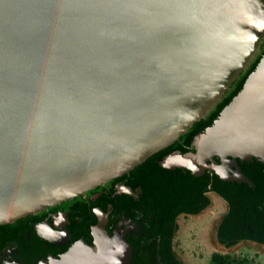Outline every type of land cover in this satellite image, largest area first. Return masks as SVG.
<instances>
[{
  "label": "water",
  "instance_id": "obj_1",
  "mask_svg": "<svg viewBox=\"0 0 264 264\" xmlns=\"http://www.w3.org/2000/svg\"><path fill=\"white\" fill-rule=\"evenodd\" d=\"M263 38L264 0H0V224L82 195L174 144ZM193 145L162 165L232 180L238 158L264 162V54ZM107 245L66 257L131 264L125 239Z\"/></svg>",
  "mask_w": 264,
  "mask_h": 264
},
{
  "label": "flooded vegetation",
  "instance_id": "obj_2",
  "mask_svg": "<svg viewBox=\"0 0 264 264\" xmlns=\"http://www.w3.org/2000/svg\"><path fill=\"white\" fill-rule=\"evenodd\" d=\"M192 146L194 147L193 142ZM215 159L220 164L222 163L220 156H216ZM238 164L239 168L230 164L229 176L234 178L232 180L223 179L211 169H206L201 175L216 174L225 182H238L242 190L249 186L253 192H257V195L262 197L264 166H260V164L264 165V162L256 158L250 160L238 158ZM239 172L244 177H241ZM114 179L90 189L82 195L49 206L36 214L20 218L13 223L0 224V264H71V260L67 259L66 255L72 248L79 247L81 249L80 247L86 246L97 249L103 243L110 246L112 241L122 238L132 246L131 264H133L136 249L143 254H153L158 250L155 241H153L156 236L152 234L155 229L152 223L157 219L153 211L156 207L155 203L153 200L145 198L142 186L133 187L132 184H129L130 181L127 177ZM212 184L207 187L208 190L204 191L206 197L211 199L210 195L213 193L227 204V210L217 224V243L225 247H231L241 242H255L264 246L263 242L248 237L240 238L237 243L231 246H227L219 239L218 232L224 216L230 211V206L219 192L211 188ZM111 197L112 201H110ZM128 197H133L138 205L130 207ZM202 203L203 201H199L197 206ZM252 204H257V208L253 209V212L251 210L250 214L254 225L247 221H244V225L247 226L249 235L264 237V198L257 199ZM207 208L197 214L179 213L175 219L176 228L173 235L171 230L173 224L165 227L164 232L167 239L170 237L169 235H172L171 250L176 252V261L181 260L185 264L175 246V239L180 229V216H197ZM146 210L149 212L147 213ZM40 224L51 229L55 236L41 235L37 230V225ZM242 233L243 230L240 228L235 235L242 236ZM157 242V248H161L160 238ZM158 260V264H163L160 256Z\"/></svg>",
  "mask_w": 264,
  "mask_h": 264
},
{
  "label": "trees",
  "instance_id": "obj_3",
  "mask_svg": "<svg viewBox=\"0 0 264 264\" xmlns=\"http://www.w3.org/2000/svg\"><path fill=\"white\" fill-rule=\"evenodd\" d=\"M261 47L262 52L252 60L248 68L243 71L232 84L231 88L204 118L189 127L174 144L150 156L128 174L114 179L118 180L127 177L130 181L129 184H132L133 187L136 185L142 186L145 191V198L153 200L156 205L153 211L157 219L152 223L155 227L152 234L156 236L153 241H155V246L158 250L153 254H143L136 249L133 264H158L159 256L162 258L163 264H183L181 260L176 261V252L171 250V237L176 228L175 219L179 213L197 214L209 207L211 199L206 197L204 191L212 183L213 186L211 188L219 192L230 206V211L224 216L223 223L218 232L219 239L227 246L234 245L243 237L256 239L264 243L263 236L249 235V230L244 225V221L254 225V220L250 217V214L253 212V209L257 208V204L254 205L252 202L264 198V190L262 197H259L257 192H253V189L249 186L247 188L243 187L245 190H242L238 182H225L216 174L195 175L189 169L180 167L168 169L161 163L167 155L175 150H179L182 153L195 151V148L192 146L195 136L203 132L206 127L212 125L223 107L242 89L247 76L256 68L264 54V41H262ZM260 166L264 165L260 164ZM128 199L130 207L138 205L133 200V197H128ZM110 201H112V197ZM199 201H203V203L197 206ZM191 204L194 206L190 207ZM169 224H173L171 229L172 235H169L170 237L167 239L164 229ZM240 228L243 230L242 236H236L235 233ZM159 238L161 240V248H157ZM209 264H250V261L247 258H235L230 254L214 252L211 255Z\"/></svg>",
  "mask_w": 264,
  "mask_h": 264
},
{
  "label": "rangeland",
  "instance_id": "obj_4",
  "mask_svg": "<svg viewBox=\"0 0 264 264\" xmlns=\"http://www.w3.org/2000/svg\"><path fill=\"white\" fill-rule=\"evenodd\" d=\"M264 41V38H263ZM258 49L253 59L262 51ZM252 59V60H253ZM211 205L197 216H180L176 250L185 264H209L214 252L247 258L250 264H264V246L255 242H241L231 247L217 243V224L227 210V204L211 194Z\"/></svg>",
  "mask_w": 264,
  "mask_h": 264
},
{
  "label": "clouds",
  "instance_id": "obj_5",
  "mask_svg": "<svg viewBox=\"0 0 264 264\" xmlns=\"http://www.w3.org/2000/svg\"><path fill=\"white\" fill-rule=\"evenodd\" d=\"M57 223H59V221H57ZM37 230L38 232L41 234V235H44V236H55V233H53L51 231V229H48L45 225L43 224H40V225H37Z\"/></svg>",
  "mask_w": 264,
  "mask_h": 264
}]
</instances>
